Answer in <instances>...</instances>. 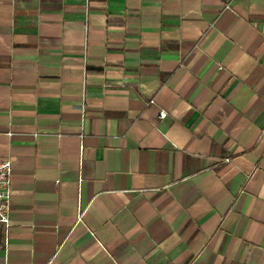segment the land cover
Returning a JSON list of instances; mask_svg holds the SVG:
<instances>
[{"label":"crops","instance_id":"1","mask_svg":"<svg viewBox=\"0 0 264 264\" xmlns=\"http://www.w3.org/2000/svg\"><path fill=\"white\" fill-rule=\"evenodd\" d=\"M5 156L0 264H264V0H0Z\"/></svg>","mask_w":264,"mask_h":264},{"label":"built area","instance_id":"2","mask_svg":"<svg viewBox=\"0 0 264 264\" xmlns=\"http://www.w3.org/2000/svg\"><path fill=\"white\" fill-rule=\"evenodd\" d=\"M151 101L152 100H150V102ZM165 114V110H161L159 112V117L163 118ZM11 174L12 160L10 156H5L4 158L0 159V226L3 228L4 232L11 224ZM78 217V219H80L81 213H79Z\"/></svg>","mask_w":264,"mask_h":264},{"label":"trees","instance_id":"3","mask_svg":"<svg viewBox=\"0 0 264 264\" xmlns=\"http://www.w3.org/2000/svg\"><path fill=\"white\" fill-rule=\"evenodd\" d=\"M0 237H1V230H0Z\"/></svg>","mask_w":264,"mask_h":264}]
</instances>
